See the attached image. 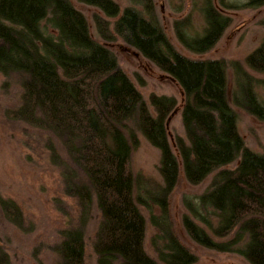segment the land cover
Listing matches in <instances>:
<instances>
[{
	"label": "trees",
	"instance_id": "16d2710c",
	"mask_svg": "<svg viewBox=\"0 0 264 264\" xmlns=\"http://www.w3.org/2000/svg\"><path fill=\"white\" fill-rule=\"evenodd\" d=\"M80 1L109 19L93 16L100 38L92 35L85 15L69 0H0V76L3 85L16 84L19 90L15 107L6 110V116L57 137L60 141L54 149L81 183L72 182L64 190L75 201L78 222L61 230L54 264H84V226L93 205L99 214L93 242L96 264L195 261L192 251L169 229L163 236L167 243L156 249L157 259L143 248L145 219L134 201L129 167L131 152L139 143L136 130L159 150L158 171L165 196L152 200L160 203L163 217L165 197L180 175L189 184H198L214 172L208 190L197 197L193 214L213 236L231 237L216 242L185 216L190 244L236 252L248 264H264V154L251 150L238 131L227 98L226 62L181 54L156 23L154 12L145 18L130 6L121 9L114 0ZM218 1L209 10L218 17L217 23L209 24L203 36L187 45L190 53L200 55L213 48L230 23L224 9L233 5ZM253 3L264 0H248L243 5ZM114 37L175 80L182 103L152 95V113L108 47L106 42ZM245 61L253 71L264 74V38ZM249 98L254 105L249 114L263 119L264 105L250 89ZM178 110L185 140L170 133L168 126ZM15 206L11 200L0 199L1 212L17 225ZM0 264H10L1 244Z\"/></svg>",
	"mask_w": 264,
	"mask_h": 264
},
{
	"label": "rangeland",
	"instance_id": "374dc122",
	"mask_svg": "<svg viewBox=\"0 0 264 264\" xmlns=\"http://www.w3.org/2000/svg\"><path fill=\"white\" fill-rule=\"evenodd\" d=\"M69 1L85 15L92 35L96 39L100 38L93 16L97 15L101 20L109 19L92 5L80 0ZM114 1L121 9L130 6L140 11L145 18H149L148 12H154L156 23L181 54L226 62L227 98L236 114L238 131L251 150L264 154V118L258 119L249 114V110L254 108L249 89L264 105V74L253 71L245 61L246 56L264 38V3L244 6L248 0H223L233 5L224 9L231 17L230 23L213 48L195 55L186 50L187 45L203 36L209 24L217 23L218 17L209 10L219 4L218 0ZM100 28L102 24H99ZM47 29L51 32L48 26ZM106 29L111 32L110 28ZM106 43L118 66L142 94L152 113V95L173 97L177 105L182 103V91L168 74L120 38L114 37ZM2 80L0 76V199L11 200L18 208L15 206L14 212L17 225L9 221L0 209V244L8 253L10 264H54V246L60 240L61 230L70 225L75 226L78 222L75 201L64 190L66 186L69 189L72 182L81 183L75 177L74 169L55 150L60 141L57 137L7 118L6 110L15 107L19 90L16 84L8 87L3 85ZM168 126L170 133L186 139L180 110L170 117ZM136 132L139 143L131 152L129 167L134 177V201L145 219V252L157 259L156 249L167 243L163 236L164 230L169 229L195 255L196 259L191 264H248L236 252H221L193 242L190 244L191 240L185 232L183 218L186 216L206 229L216 242L231 237V234L220 239L213 236L208 226L193 214L197 197L208 190L214 172L198 184H189L180 175L174 189L165 197L166 215L163 217L160 203L152 200V197L162 199L165 196L158 171L159 150ZM233 166L229 165L230 168ZM139 196L142 199L140 201L137 199ZM203 214L205 216L207 213L203 211ZM208 218L215 223L213 217ZM98 220L99 214L93 205L91 217L84 226V264H96L93 242Z\"/></svg>",
	"mask_w": 264,
	"mask_h": 264
}]
</instances>
